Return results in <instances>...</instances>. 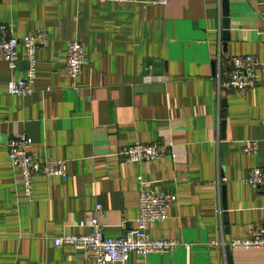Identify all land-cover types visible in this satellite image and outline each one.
<instances>
[{"label":"crops","instance_id":"obj_1","mask_svg":"<svg viewBox=\"0 0 264 264\" xmlns=\"http://www.w3.org/2000/svg\"><path fill=\"white\" fill-rule=\"evenodd\" d=\"M146 1L0 0L12 36L48 38L29 95L6 90L26 74L24 48L15 69L0 60V264H98L54 239L88 234L80 223L92 217L106 236L126 235L143 187L176 194L167 218L148 226L151 239L175 247L131 253L125 264H228L229 255L232 264H264L263 250L230 246L264 224V192L243 181L250 168L264 170V71L244 95L218 93L216 84L219 57L264 62V0ZM72 40L85 49L75 80L65 70ZM17 134L31 138L38 160H67V176H35L26 196L8 157ZM248 139L258 142L255 154L242 151ZM133 143L168 151L145 162L117 156Z\"/></svg>","mask_w":264,"mask_h":264},{"label":"built area","instance_id":"obj_2","mask_svg":"<svg viewBox=\"0 0 264 264\" xmlns=\"http://www.w3.org/2000/svg\"><path fill=\"white\" fill-rule=\"evenodd\" d=\"M110 2L136 3L140 0H104ZM152 5H165L170 0H147ZM48 38L45 32L36 31L22 38L11 35L5 24H0V60L6 62L9 69L16 68L17 51L21 46L25 50L28 68L23 78L9 80L7 92L11 95L24 96L33 92L36 78V50L46 46ZM65 70L67 75L75 80L80 68L85 64V49L78 40L69 41L66 45ZM216 84L217 92L226 90L238 95H244L256 86L263 78L264 62L255 55H236L227 59H217ZM220 99H218L219 101ZM264 125V116L261 119ZM32 140L25 134H17L7 142L8 157L11 164L18 168L22 175L24 193L32 194V181L35 176L66 177L68 162L65 159L38 160L28 152ZM168 149L158 144L133 143L117 152V156L129 162L152 161L164 155ZM245 154H255L258 142L253 139L242 142ZM138 181L144 184L139 176ZM244 183L255 190L264 192V170L260 167L250 168L244 178ZM176 202V194L165 191L148 190L144 187L138 195V216L135 218V228L124 236H106L95 217L80 226L89 227V233L84 235L63 234L56 237V246L71 245L81 252L86 260L98 264H125L131 253L146 258L151 253L170 251L174 242L153 240L148 234V226L152 222H162L167 218V209ZM99 209V207H97ZM232 247H249L264 251V224L254 227L252 235L245 240H233Z\"/></svg>","mask_w":264,"mask_h":264},{"label":"water","instance_id":"obj_3","mask_svg":"<svg viewBox=\"0 0 264 264\" xmlns=\"http://www.w3.org/2000/svg\"><path fill=\"white\" fill-rule=\"evenodd\" d=\"M224 15V21H223V29L226 30L228 29V24H227V20H226V17H227V12L226 10L224 11L223 13ZM226 31L224 32V39H226ZM223 103H224V100H223ZM224 129H225V122L224 120H221V123H220V133H221V140L224 141ZM220 151H221V163L224 164V143L221 144V147H220ZM225 209V208H224ZM228 264H232V260H231V257L230 255L228 256Z\"/></svg>","mask_w":264,"mask_h":264}]
</instances>
